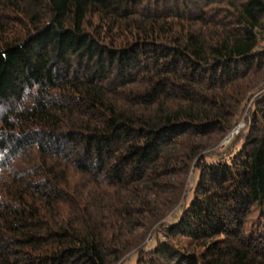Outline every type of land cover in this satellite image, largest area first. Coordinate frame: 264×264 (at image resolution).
Segmentation results:
<instances>
[{
	"label": "trees",
	"instance_id": "1",
	"mask_svg": "<svg viewBox=\"0 0 264 264\" xmlns=\"http://www.w3.org/2000/svg\"><path fill=\"white\" fill-rule=\"evenodd\" d=\"M263 36L264 0H0V264H264Z\"/></svg>",
	"mask_w": 264,
	"mask_h": 264
},
{
	"label": "rangeland",
	"instance_id": "2",
	"mask_svg": "<svg viewBox=\"0 0 264 264\" xmlns=\"http://www.w3.org/2000/svg\"><path fill=\"white\" fill-rule=\"evenodd\" d=\"M261 44L264 45V36L261 37ZM241 126L240 128H242L244 125L241 121V123H239V125H237L231 132H229L228 134H226L225 136L229 135L230 133H232L237 127ZM225 138V137H224ZM223 138V139H224ZM222 142V141H221ZM197 177V172L195 173V178ZM194 181V176H193V171L191 170L190 174H189V178H188V184L189 186L192 185ZM150 241H147V244L146 245H150ZM134 254H130L128 256H126L121 262H119L118 264H133V261H134Z\"/></svg>",
	"mask_w": 264,
	"mask_h": 264
},
{
	"label": "built area",
	"instance_id": "3",
	"mask_svg": "<svg viewBox=\"0 0 264 264\" xmlns=\"http://www.w3.org/2000/svg\"><path fill=\"white\" fill-rule=\"evenodd\" d=\"M241 126L237 127L232 133L229 135L225 136V138L222 140V142L219 144L220 150H224L227 145L230 143L231 139L233 138V135L238 132Z\"/></svg>",
	"mask_w": 264,
	"mask_h": 264
}]
</instances>
